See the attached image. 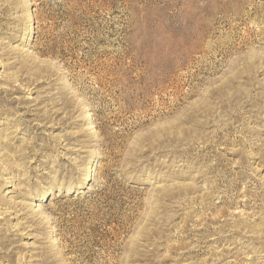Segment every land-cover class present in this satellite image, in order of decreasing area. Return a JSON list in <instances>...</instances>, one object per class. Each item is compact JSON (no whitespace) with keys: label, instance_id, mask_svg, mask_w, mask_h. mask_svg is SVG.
Instances as JSON below:
<instances>
[{"label":"rangeland","instance_id":"obj_1","mask_svg":"<svg viewBox=\"0 0 264 264\" xmlns=\"http://www.w3.org/2000/svg\"><path fill=\"white\" fill-rule=\"evenodd\" d=\"M0 264H264V0H0Z\"/></svg>","mask_w":264,"mask_h":264},{"label":"bare ground","instance_id":"obj_2","mask_svg":"<svg viewBox=\"0 0 264 264\" xmlns=\"http://www.w3.org/2000/svg\"><path fill=\"white\" fill-rule=\"evenodd\" d=\"M88 176H89V175H88ZM87 179L89 180V177H87ZM59 191H60V190H56V191H54V192H56V195H54V196L59 195V194H60ZM48 193L50 194V191H43V192L41 193V195H44V196H45V195L48 194Z\"/></svg>","mask_w":264,"mask_h":264}]
</instances>
